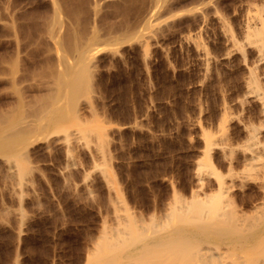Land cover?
<instances>
[{
    "label": "rangeland",
    "instance_id": "1",
    "mask_svg": "<svg viewBox=\"0 0 264 264\" xmlns=\"http://www.w3.org/2000/svg\"><path fill=\"white\" fill-rule=\"evenodd\" d=\"M257 13L264 0H0L16 138L0 145V264H86L128 215L166 221L181 201L264 215Z\"/></svg>",
    "mask_w": 264,
    "mask_h": 264
},
{
    "label": "bare ground",
    "instance_id": "2",
    "mask_svg": "<svg viewBox=\"0 0 264 264\" xmlns=\"http://www.w3.org/2000/svg\"><path fill=\"white\" fill-rule=\"evenodd\" d=\"M257 14L251 18L262 26L255 29L257 26L248 25L252 29L249 33L254 40L262 41L264 16ZM81 78L85 80L86 76ZM59 104L55 110H59ZM11 125L0 128L2 146L14 144L16 138L10 137L12 131L8 133ZM94 129L103 132L102 126ZM184 202L172 209L166 221L140 224L128 215V223L101 236L86 264H264V215L242 217L228 211L223 202L209 206L200 200Z\"/></svg>",
    "mask_w": 264,
    "mask_h": 264
}]
</instances>
